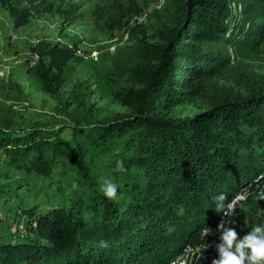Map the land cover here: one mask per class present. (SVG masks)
<instances>
[{
	"label": "trees",
	"instance_id": "trees-1",
	"mask_svg": "<svg viewBox=\"0 0 264 264\" xmlns=\"http://www.w3.org/2000/svg\"><path fill=\"white\" fill-rule=\"evenodd\" d=\"M2 4L17 25L26 24L23 8ZM171 6L175 27L149 43L147 61L134 69L142 85L122 97L130 113L76 127L72 139L61 135L65 126L16 132L0 124L8 167L0 170V197L21 211L28 197L46 199L45 209L29 212L41 239L1 241L0 264H168L188 243L205 241L203 230L223 211L215 209L216 196L225 193L226 206L264 170V83L193 116L156 111L159 100L173 104L186 88L183 72L217 74L232 61L229 52L196 53L181 41L256 47L264 37V0ZM46 54L61 67L71 53ZM105 180L117 183L116 198L103 195Z\"/></svg>",
	"mask_w": 264,
	"mask_h": 264
},
{
	"label": "rangeland",
	"instance_id": "rangeland-1",
	"mask_svg": "<svg viewBox=\"0 0 264 264\" xmlns=\"http://www.w3.org/2000/svg\"><path fill=\"white\" fill-rule=\"evenodd\" d=\"M0 0V124L16 132L59 129L72 139L73 129L130 113L122 100L142 83L134 69L147 61L149 43L175 27L171 0H6L28 15L17 25ZM235 6V5H234ZM237 6L235 12L240 11ZM196 53L224 51L232 61L217 74L183 72L187 84L173 104L159 100L156 111L173 117L193 116L228 94L247 95L264 83V37L239 51L218 44L182 40ZM59 48L71 54L63 66L46 54ZM193 55H190L192 57ZM35 61L31 65V61ZM188 61V60H187ZM46 75L52 77V90ZM0 153V170H7ZM253 199V200H252ZM234 217L240 236L264 221V198L254 196ZM44 196L25 199L26 209L0 197V242L41 239L31 209H45ZM22 228L13 233L12 227ZM196 264H212L203 256Z\"/></svg>",
	"mask_w": 264,
	"mask_h": 264
},
{
	"label": "clouds",
	"instance_id": "clouds-1",
	"mask_svg": "<svg viewBox=\"0 0 264 264\" xmlns=\"http://www.w3.org/2000/svg\"><path fill=\"white\" fill-rule=\"evenodd\" d=\"M117 169L123 170L122 161L117 162ZM100 188L104 196L110 199L117 197L118 185L114 181L105 180ZM259 195L264 198V190ZM214 199L217 201V211L223 210L226 216L233 215L231 203L227 206L224 204L227 199L225 193H220ZM235 223V220H221L218 225V258H214L212 264H264V221L253 224L243 236L235 227L229 226Z\"/></svg>",
	"mask_w": 264,
	"mask_h": 264
},
{
	"label": "built area",
	"instance_id": "built-area-1",
	"mask_svg": "<svg viewBox=\"0 0 264 264\" xmlns=\"http://www.w3.org/2000/svg\"><path fill=\"white\" fill-rule=\"evenodd\" d=\"M35 61H31V65H33ZM264 190V170L257 173V175L251 179L249 182L241 186L237 192L231 197V199L227 202L226 206L229 202L232 205L233 215L226 216L221 213V216L216 225L205 228L203 230V238L204 242L198 243H188L184 249L168 264H196L198 259L205 256L208 259L213 260L218 257V251L216 249V244L219 242L218 236V225L221 220H234L235 215L237 214V210L239 206L247 203L254 196H260L259 193ZM2 214L0 213V218ZM230 227L232 224L229 225ZM22 225L20 227L14 226L12 227V232L16 233L20 231Z\"/></svg>",
	"mask_w": 264,
	"mask_h": 264
}]
</instances>
